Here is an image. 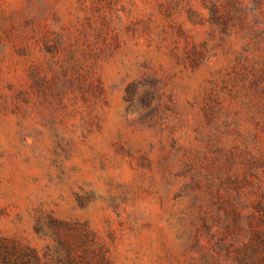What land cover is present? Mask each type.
I'll return each mask as SVG.
<instances>
[{
    "label": "rangeland",
    "instance_id": "1",
    "mask_svg": "<svg viewBox=\"0 0 264 264\" xmlns=\"http://www.w3.org/2000/svg\"><path fill=\"white\" fill-rule=\"evenodd\" d=\"M0 264H264V0H0Z\"/></svg>",
    "mask_w": 264,
    "mask_h": 264
},
{
    "label": "trees",
    "instance_id": "2",
    "mask_svg": "<svg viewBox=\"0 0 264 264\" xmlns=\"http://www.w3.org/2000/svg\"><path fill=\"white\" fill-rule=\"evenodd\" d=\"M64 224H60V227L58 228V229H60V230H56L55 231V233H56V236H58V239L60 240V241H63L64 242V240H63V236H64V233H63V231H61V228H63L64 226H63ZM88 233V232H87ZM86 233V234H87ZM72 247H70V252L72 251V249H71ZM26 251V250H25ZM24 251V252H25ZM31 252H33V251H31Z\"/></svg>",
    "mask_w": 264,
    "mask_h": 264
}]
</instances>
